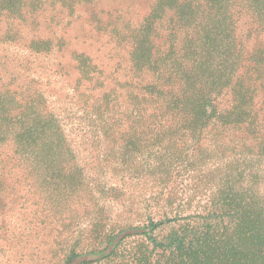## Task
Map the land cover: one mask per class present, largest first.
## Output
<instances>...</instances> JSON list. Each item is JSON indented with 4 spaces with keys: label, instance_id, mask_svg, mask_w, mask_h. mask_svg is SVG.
Returning a JSON list of instances; mask_svg holds the SVG:
<instances>
[{
    "label": "rangeland",
    "instance_id": "obj_1",
    "mask_svg": "<svg viewBox=\"0 0 264 264\" xmlns=\"http://www.w3.org/2000/svg\"><path fill=\"white\" fill-rule=\"evenodd\" d=\"M257 2L227 9L247 52L264 45ZM157 3L0 0V264H129L144 241L133 234L151 220L171 221L156 231L160 241L214 223L205 217L217 213L227 174L251 171L264 195L263 97L252 106L262 110L257 119L247 110L243 122L213 120L200 150L174 133L176 121L145 130L137 102L123 101L132 41H141ZM85 58L105 81L96 92L79 67ZM103 93L111 99L97 111L88 99ZM25 94L44 102L63 131L35 132L37 108H19ZM114 237L127 238L117 258H103Z\"/></svg>",
    "mask_w": 264,
    "mask_h": 264
},
{
    "label": "trees",
    "instance_id": "obj_2",
    "mask_svg": "<svg viewBox=\"0 0 264 264\" xmlns=\"http://www.w3.org/2000/svg\"><path fill=\"white\" fill-rule=\"evenodd\" d=\"M247 2L158 0L161 6L145 20L141 41H132L128 72L120 85L125 91L123 101H135L141 108V127L159 131L165 128V120L176 121L174 133L191 141V149L198 146L200 150L204 144L201 136L212 133L213 120L243 122L248 111L258 118L262 110L255 111L252 106L257 97L264 99V45L247 52L232 30L227 11L228 7H247ZM257 3L253 8L264 21V0ZM79 67L93 85L91 92L104 87L101 72L97 73L91 60L81 59ZM28 96L20 97L19 108H37L32 129L62 132L60 122L44 102L30 96L27 100ZM119 97L114 98L120 102ZM110 99L111 94L103 93L88 100H94L99 111V102L107 104ZM225 101L233 107L221 109ZM241 101L246 104L240 106ZM179 141L184 145L182 138ZM253 179L254 174L247 169L223 177L216 194L217 213L205 217L214 223L182 227L160 241L156 231L171 221L151 220L144 231L133 234L142 235L144 241L131 252L129 264H264V195L259 194ZM126 238L109 241L114 248L103 258H117L118 246Z\"/></svg>",
    "mask_w": 264,
    "mask_h": 264
}]
</instances>
